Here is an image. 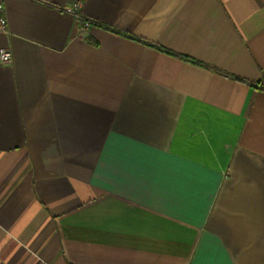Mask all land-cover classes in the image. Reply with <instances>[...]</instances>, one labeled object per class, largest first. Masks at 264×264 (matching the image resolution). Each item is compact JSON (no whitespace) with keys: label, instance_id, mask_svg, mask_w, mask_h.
I'll list each match as a JSON object with an SVG mask.
<instances>
[{"label":"crops","instance_id":"1","mask_svg":"<svg viewBox=\"0 0 264 264\" xmlns=\"http://www.w3.org/2000/svg\"><path fill=\"white\" fill-rule=\"evenodd\" d=\"M4 1L0 264H264V0Z\"/></svg>","mask_w":264,"mask_h":264},{"label":"built area","instance_id":"2","mask_svg":"<svg viewBox=\"0 0 264 264\" xmlns=\"http://www.w3.org/2000/svg\"><path fill=\"white\" fill-rule=\"evenodd\" d=\"M81 3H75V6L72 7H67L66 10L69 12L74 13L78 18H79V23L81 25V29L83 32H85L88 27L91 24V20L85 19L80 15L79 7ZM8 28V23H7V18H6V6H5V1L0 0V29L1 30H6ZM0 61L2 63H11L12 61V52L8 48H1L0 49Z\"/></svg>","mask_w":264,"mask_h":264},{"label":"rangeland","instance_id":"3","mask_svg":"<svg viewBox=\"0 0 264 264\" xmlns=\"http://www.w3.org/2000/svg\"><path fill=\"white\" fill-rule=\"evenodd\" d=\"M79 3H81V2H79ZM85 19L91 20V19H89V18H86V17H85ZM79 22H80V21H79ZM80 27H81V25H80ZM88 28H89V27H88ZM81 31H82V29H81ZM82 32H83V31H82Z\"/></svg>","mask_w":264,"mask_h":264}]
</instances>
